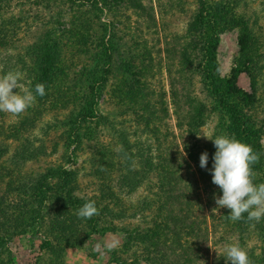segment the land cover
<instances>
[{"label": "rangeland", "instance_id": "obj_1", "mask_svg": "<svg viewBox=\"0 0 264 264\" xmlns=\"http://www.w3.org/2000/svg\"><path fill=\"white\" fill-rule=\"evenodd\" d=\"M244 20L253 61L239 43ZM213 36L219 81L207 73ZM105 44L112 58L97 64ZM40 47L52 55L50 66ZM10 70L23 72L33 91L43 83L46 94L19 116L0 112V198L18 199L39 172L60 169L61 175L50 178L46 220L17 209L5 220L0 211V264H149L135 256L147 250L155 220H166L157 200L163 177L151 174L143 182V171L164 166L163 156L175 161L171 171L182 170L183 183L197 182L194 195L200 188L209 215L210 235L187 237L201 238L200 251L181 264L225 262L231 243L244 247L252 264H264V219L246 222L245 213V220L232 222L230 209H218L215 198L223 193L212 182L216 147L198 137L227 134L248 143V133L262 132L264 146V0H0V75ZM222 100L237 105L245 128ZM26 137L41 152L17 161ZM204 152L206 168L200 166ZM257 164L258 184L264 182V151ZM208 188L216 192L213 201ZM80 198L99 203V214L78 217L81 206L74 201ZM106 206L112 212L104 214ZM57 214L70 236L59 231ZM133 237L139 242L131 244Z\"/></svg>", "mask_w": 264, "mask_h": 264}, {"label": "trees", "instance_id": "obj_2", "mask_svg": "<svg viewBox=\"0 0 264 264\" xmlns=\"http://www.w3.org/2000/svg\"><path fill=\"white\" fill-rule=\"evenodd\" d=\"M247 24L248 23L244 20L242 23V27L240 26L241 34L239 36V43L241 45V51L243 56L245 57L247 52H249L250 59L252 60L251 54H254L253 52L254 45H250L249 42L250 28L247 27L248 26ZM217 44H218V36H213L208 42L210 48L209 50L210 54L208 58L210 68L208 69L207 73L212 81L214 80L219 81L221 79L219 77V64L216 56ZM109 46L110 44L109 45L105 44V48L99 52L98 54L99 59H97V64L99 61L105 64L109 63V61L112 58V55L109 52ZM40 51H42L43 60L46 61L45 65L50 66V64L52 63V59L49 58L48 60V57H51L52 55L46 52L41 47H40ZM252 63L253 65L255 64L254 62ZM46 71L48 72L49 70L47 69ZM257 75H259L258 72ZM257 75H255L253 78L256 79ZM222 83L223 82H221L220 85ZM222 94L224 95V99H226L231 94L230 89H227L224 93L222 92ZM221 103L231 114V117L235 119V122L239 125H242V127L245 128L246 121L244 120L243 116L239 115L240 110L237 108V105L234 102H229L227 100H222ZM73 119L75 120L77 118L74 117ZM16 132L18 135V131ZM259 133L262 134V132ZM8 134L9 133L4 134L2 138L6 139L8 137ZM243 134L244 133L242 132L241 135ZM260 134L248 133V135H250L251 138L247 141L253 147L254 151L263 154L264 146L261 143ZM24 139L25 140L24 141L22 140L20 147L15 152L14 158H17V161L18 159H22L24 161L34 160L35 157L36 158L38 157L41 151L31 148L33 143L31 142L30 139H28L27 137ZM162 158H163L162 162L164 163V166H159L161 167L160 170H158L159 167L152 166V167H148V170L143 171V182L147 178L149 179L151 174H153L154 178H157V176L163 177L162 182L158 186L157 200L159 199L162 200V204L160 203L159 209L161 208L162 211L165 212V215L161 216V218H164L163 220H166V222L168 223L165 222L163 225H161L162 222L160 223L157 222L158 220L157 221L155 220L152 227L148 229L149 232L146 234L149 235L148 238H150L148 241L149 244L146 247L147 250H145V253H143V257H139L140 254H137L135 256V259L136 261H140L141 258L143 261H147L149 264H181L182 261L184 262V259L187 261V257H189V252H192L195 255L197 251H200L199 242L201 238H203L205 235L206 237L210 235V229H208L207 227L209 215L206 213L205 206L203 205L202 201L199 200L201 199V195L199 194L200 188L197 189V192L194 195L195 193L194 187L197 186V182L191 179L192 181L190 182L191 183L190 185H193L192 186L193 188L192 190L187 191L185 186H190V185L183 183L182 170L178 169L176 170V172L175 171L173 172L168 168V165H171V163L172 165H174L175 161L173 160V158L167 156H163ZM17 161L15 165L16 167H20V164ZM160 165H161V160H160ZM257 166L258 164L253 165V169L260 172L261 168H258ZM164 168H168V171L166 169V171L163 170L161 172V170ZM60 171H61L60 169L59 170L51 169L49 170V172H46L45 174L39 172L38 175L32 177L31 179L32 181L30 182L28 188L26 186L29 184V182L25 184L24 187H26V189L21 190L22 193L24 194L21 193L18 196L19 197L18 199H15L14 197L10 198L7 196L5 197V199L0 198V211L2 215L5 216L4 217L5 220L8 218L10 212L15 209H17L18 211L25 210L26 213H29L30 215L34 213H38L37 215L39 216V220L42 221L46 220L47 217L50 216L51 214V210H47L46 208L47 206L46 203L48 201L47 194L51 192V186H49L50 178H54L55 174H57L56 178L58 177L60 178L61 175ZM164 172L167 173L163 175ZM66 173L69 177H71V175L73 174V172L71 173L66 172ZM131 173L133 177H135L137 172L135 173V171H132ZM200 176L207 181V175L203 170L200 171ZM128 184L129 186L131 185L130 182ZM131 186L134 188L130 190L137 189L135 186L133 185ZM208 190L209 192L207 193L209 196H211V200L213 201L214 200L213 196L214 193L216 194V192H214L213 190L212 192L211 189L209 188ZM219 190L220 192H222L220 188ZM87 201L88 200H83L80 198L79 200L74 201V203L76 205L82 206ZM193 202H198L199 206L196 207L195 203ZM96 204L97 207H99V203ZM107 205H111V204L107 202ZM102 212L105 214V212L109 213L112 212V210L111 208L106 206L104 209H102ZM55 220L57 224H59V229H60L59 231L61 233L62 232L65 233L66 236L67 235L70 236L71 230L68 229L67 221H65L63 216L57 214ZM259 224L260 223H256L257 226ZM159 226L162 229V230L160 229L161 232L157 228ZM6 229L7 228H5L4 230ZM195 231L201 234L200 240L196 241L195 238L194 239L189 238V240H187V237L191 236V234L194 235ZM163 232L166 233L165 235L168 237L167 240H165L164 237L161 238L160 234ZM153 237L158 239L157 242H153ZM2 240L4 239L0 234V243H2ZM130 240L132 242L131 244H133L134 242L136 243L139 242V239L136 237L130 238ZM145 240L146 238H143V241ZM187 263L188 262L183 264H187ZM190 263L195 264L196 258ZM214 264H230V262L226 260L224 262V260L216 258Z\"/></svg>", "mask_w": 264, "mask_h": 264}, {"label": "clouds", "instance_id": "obj_3", "mask_svg": "<svg viewBox=\"0 0 264 264\" xmlns=\"http://www.w3.org/2000/svg\"><path fill=\"white\" fill-rule=\"evenodd\" d=\"M18 89V91H14ZM46 94L45 85L37 83L35 89L26 85L24 73L10 70L0 75V112L19 116L33 106L37 95ZM203 136L213 140L216 152L213 158L212 182L217 185L223 195L217 196L216 204L219 208L230 209L228 218L232 222L245 220L259 222L264 218V182L255 183L253 165L259 163L261 154L253 147L227 134L213 138L205 133ZM183 154L184 149H183ZM208 165V153L200 157V166ZM99 214L95 200H88L78 210V217L91 219ZM218 256L220 253L209 244ZM224 257L230 264H252L247 250L238 243H231L224 248Z\"/></svg>", "mask_w": 264, "mask_h": 264}]
</instances>
